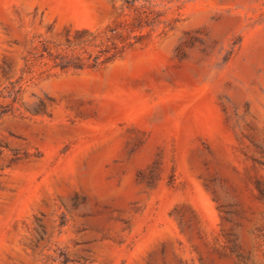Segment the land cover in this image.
Returning <instances> with one entry per match:
<instances>
[{
    "label": "rangeland",
    "instance_id": "1",
    "mask_svg": "<svg viewBox=\"0 0 264 264\" xmlns=\"http://www.w3.org/2000/svg\"><path fill=\"white\" fill-rule=\"evenodd\" d=\"M0 264H264V0H0Z\"/></svg>",
    "mask_w": 264,
    "mask_h": 264
}]
</instances>
